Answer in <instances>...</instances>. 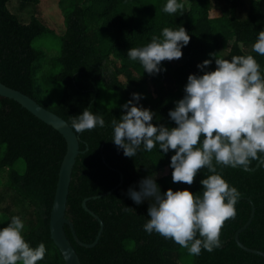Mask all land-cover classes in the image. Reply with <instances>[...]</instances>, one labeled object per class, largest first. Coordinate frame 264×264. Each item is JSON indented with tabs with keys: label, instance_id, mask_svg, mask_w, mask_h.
<instances>
[{
	"label": "trees",
	"instance_id": "trees-1",
	"mask_svg": "<svg viewBox=\"0 0 264 264\" xmlns=\"http://www.w3.org/2000/svg\"><path fill=\"white\" fill-rule=\"evenodd\" d=\"M36 1L0 0V82L61 117L79 136L80 153L71 173L65 217L86 244L94 241L99 223L82 207L84 199L103 224L97 243L90 248L78 245L68 225L64 226L80 263L181 264L183 247L158 233L149 235L142 227L150 200L137 205L128 192L140 191V181L153 175L162 192L188 189L202 194L200 181L211 173L206 168L198 170L191 185L173 182L169 163L175 150L165 154L158 145L151 151L142 150L141 145L135 156L126 157L111 140V121L119 120L126 110H99V83L125 102L132 99V93H141L142 98L133 103L154 113L151 122L175 127L168 113L183 97L188 75L203 74L197 64L212 59L204 69L211 71L216 67L215 57L251 54L264 67V55L252 48L257 33L264 30V0H179L183 8L173 14L162 11L166 0H58L65 24L59 54L51 62L58 71L41 74L35 82L33 63L40 53L31 43L45 28L35 15L25 21L10 7L18 3L23 8ZM177 25L186 29L190 41L180 59L161 62L164 71L148 74L138 60L128 58L129 48L142 47L154 37L163 39L162 29ZM58 85L60 97L42 104L45 94L56 92ZM89 106L104 115L106 126L77 132L72 118ZM65 151L66 142L58 131L14 100L0 96V214L9 219L19 215L29 224L23 236L31 247L45 243L47 252L37 264H65L49 231ZM19 159L24 162L22 173L14 168ZM257 163L251 161L247 170L217 166L241 195L234 206L235 217L221 228L222 246L211 252L202 250L193 256L194 264H264L262 257L243 251L234 240L253 209L250 223L238 238L244 246L264 252V162L255 168Z\"/></svg>",
	"mask_w": 264,
	"mask_h": 264
},
{
	"label": "clouds",
	"instance_id": "clouds-1",
	"mask_svg": "<svg viewBox=\"0 0 264 264\" xmlns=\"http://www.w3.org/2000/svg\"><path fill=\"white\" fill-rule=\"evenodd\" d=\"M182 8L179 0H166L162 11L173 14ZM162 37L129 48L128 58L138 60L148 74L164 71L161 62L180 59L190 35L177 25L163 28ZM252 48L264 55V30L257 33ZM212 62L205 59L197 64L202 75H188L183 97L168 113L175 127L154 125V113L133 103L142 98L141 93H132V99L121 105L126 110L121 118L111 121V140L126 157L135 156L141 145L144 151L157 145L165 154L175 150L169 163L173 182L191 185L198 170L211 173L200 181L202 194L188 189L162 192L153 175L140 181V191L128 192L137 205L150 200L142 226L147 234L171 239L193 256L221 247V228L236 215L234 206L241 193L217 166L247 170L253 160L264 162V67L249 54L215 57V70L204 71ZM105 126L104 115L92 112L91 106L72 118L77 132ZM24 228L19 215L0 227V264H37L44 258L45 243L31 247L22 235Z\"/></svg>",
	"mask_w": 264,
	"mask_h": 264
},
{
	"label": "water",
	"instance_id": "water-1",
	"mask_svg": "<svg viewBox=\"0 0 264 264\" xmlns=\"http://www.w3.org/2000/svg\"><path fill=\"white\" fill-rule=\"evenodd\" d=\"M0 96L9 98L17 102L21 107L25 108L36 118L41 120L43 123L49 125L56 131H58L66 142V151L60 163L58 179L56 183V189L54 193V198L50 210L49 216V231L50 238L53 241L54 245L57 247L60 252L62 259L65 264H81L78 255L76 254L74 248L72 247L70 241L66 237L64 226L68 225L71 235L74 241L80 245L87 248L93 247L101 234L103 224L99 217L95 215L92 211H90L86 207V200L84 199L82 202V207L85 211H87L91 216H93L97 222L99 223V230L96 234L94 241L90 244H86L81 242L74 231L73 225L69 222L65 217V209L68 195V188L71 179L72 169L75 163V159L77 155L80 153L79 151V136L73 131V129L68 125V123L63 120L61 117L57 116L53 112L47 110L39 103H37L31 97L23 94L22 92L12 89L0 82ZM260 161L255 165V168L258 167ZM95 198V197H94ZM253 209L252 215L253 216ZM250 219L244 224L240 229H238L234 234V240L236 245L245 252L252 253L258 255L264 259V252L250 249L244 246L239 241V233L244 230L247 225L251 221Z\"/></svg>",
	"mask_w": 264,
	"mask_h": 264
},
{
	"label": "rangeland",
	"instance_id": "rangeland-1",
	"mask_svg": "<svg viewBox=\"0 0 264 264\" xmlns=\"http://www.w3.org/2000/svg\"><path fill=\"white\" fill-rule=\"evenodd\" d=\"M10 10L21 17L25 21L30 18L33 14L44 26L45 31L36 36L31 46L39 51L40 55L33 63L34 76L37 78L40 75L45 74H55L58 71V67H52L51 62L58 56L61 41L60 38L64 33L65 24L63 11L59 6L58 0H37L35 3L28 4L20 8V4L13 3ZM215 13V12H214ZM54 92L50 91L45 94L41 99V103L54 102L61 95V86ZM125 103V98L114 91L107 90L103 83H99V94L97 99V106L99 110H105L108 108H120L121 105ZM14 168L22 173L24 171V162L19 159L16 161ZM1 215V214H0ZM25 224V228L22 231V235L30 230V226L24 219H22ZM10 222L9 217L1 215L0 216V227L6 226ZM52 258V253H51ZM181 264H194L193 255L189 254L187 248L182 249L180 253Z\"/></svg>",
	"mask_w": 264,
	"mask_h": 264
}]
</instances>
